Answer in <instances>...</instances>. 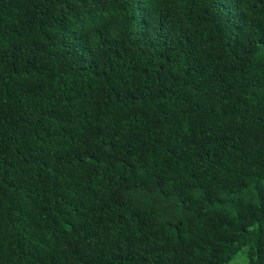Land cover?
<instances>
[{"label": "trees", "instance_id": "obj_1", "mask_svg": "<svg viewBox=\"0 0 264 264\" xmlns=\"http://www.w3.org/2000/svg\"><path fill=\"white\" fill-rule=\"evenodd\" d=\"M0 264H264V0H0Z\"/></svg>", "mask_w": 264, "mask_h": 264}, {"label": "rangeland", "instance_id": "obj_2", "mask_svg": "<svg viewBox=\"0 0 264 264\" xmlns=\"http://www.w3.org/2000/svg\"><path fill=\"white\" fill-rule=\"evenodd\" d=\"M241 258H242L241 253H239V254L235 257V259H241Z\"/></svg>", "mask_w": 264, "mask_h": 264}]
</instances>
